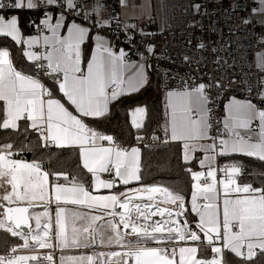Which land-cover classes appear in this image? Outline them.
Segmentation results:
<instances>
[{
	"label": "snow or ice",
	"instance_id": "obj_1",
	"mask_svg": "<svg viewBox=\"0 0 264 264\" xmlns=\"http://www.w3.org/2000/svg\"><path fill=\"white\" fill-rule=\"evenodd\" d=\"M254 4L243 23L258 24L264 30V0H254ZM121 6H127L126 0H121ZM194 7L199 11L198 4ZM36 9L43 11L38 23L32 21L36 34L25 35L20 14ZM78 17L89 23H78ZM113 23L120 27L119 15L106 14L99 0L89 12L82 11L76 0H0V37L22 47L23 56L31 62L27 68H18L10 48L0 47V129L19 132L22 121L25 131L38 135L41 147L78 150L82 168L91 176L90 184L73 174L70 186L51 185L57 202L56 246L87 247L89 236L93 244L97 238L103 243L105 233L93 226L100 221L110 233L107 241L126 248L122 254L107 253L109 258H119L116 264H224V250L234 254L238 264H255L258 255L264 257V172L259 174L261 183L257 187L238 183L236 176L242 166L233 163L217 168L213 164L217 155L228 153L264 162V77L259 78L255 94L242 99L227 95L223 77L214 83L181 77L178 87L169 85L165 91L164 123L159 126L163 136L153 130L152 143H143L147 137L140 133L148 110L136 106L128 110L130 127L137 133L136 144L123 146L113 135L90 125L106 118L114 105L123 103L125 95L149 84L156 46L146 42L135 52L117 49L105 31ZM123 27L126 33H133L127 36L131 45L136 25ZM139 34L145 41L152 35L143 28ZM257 35L262 49L256 54L257 67L264 68V31ZM89 44L90 49L86 47ZM219 59L217 56V63ZM184 60L191 63L187 56ZM248 88L253 91L251 85ZM221 103L223 114L217 117L216 134L212 135L213 106L218 109ZM171 142L182 144L185 163L195 162L193 154L199 150L204 153L200 167L208 166L206 173L187 169L193 181L189 210V201L180 191L141 180L142 147L167 146ZM14 149L11 142L0 144V229L24 243L12 247L7 256L0 255V264H26L36 256L16 255L19 249L52 246L49 204L43 205V212L29 214L34 201L45 199L49 173L42 171L41 161L13 158L17 154ZM103 173L108 174L107 179L102 178ZM53 175L68 180L66 172ZM201 177L203 182H199ZM132 182L139 186L131 187ZM117 185L124 191H118ZM158 199L166 206L161 207ZM25 201L26 207L14 206ZM61 201L89 210L72 213L75 219L88 220L89 226L83 229L88 236L81 239L83 233L74 227L69 238ZM156 216L159 218L153 220ZM182 216H190L192 224L187 218L182 222L177 219ZM42 217L48 222L42 223ZM33 219L35 230L29 223ZM173 241L186 246L177 247ZM161 242L172 246H149ZM45 258L53 261L51 254ZM66 261L93 264V255L62 256L61 264Z\"/></svg>",
	"mask_w": 264,
	"mask_h": 264
},
{
	"label": "built area",
	"instance_id": "obj_2",
	"mask_svg": "<svg viewBox=\"0 0 264 264\" xmlns=\"http://www.w3.org/2000/svg\"><path fill=\"white\" fill-rule=\"evenodd\" d=\"M76 2L82 11L89 12L97 0H76ZM99 2L105 5L106 14L115 12L119 15L120 27L117 28V24L113 23L105 30L115 46L133 52L141 50L146 42L156 46V53L150 62L151 69L157 73L158 86L162 92H165L169 85L178 87L181 77L189 80L202 78L205 83H214L218 77H223L227 94L247 97L255 94L259 78L264 77V69L257 67L255 61L256 52L262 50L257 34L264 30L258 24L243 23V20L249 16L251 8L255 6L254 0H161L159 15L152 22L146 19L125 21L120 15V0H99ZM197 4L200 6L199 11L194 7ZM48 11L58 12L59 9L49 8ZM25 15L31 22L38 23L43 16V11L41 9L26 11ZM77 22L89 23L79 17ZM124 24L136 25L135 39L131 45L127 36L133 33L131 31L126 33ZM141 28L152 34L147 37V41L139 34ZM33 29L36 32L35 24H33ZM200 44L204 47H197ZM185 56L191 63L184 60ZM217 56L220 58L219 63L216 62ZM132 59L135 60L138 57L132 56ZM165 72L170 75L166 76ZM249 85L253 89L252 92H249ZM221 95L223 96V93ZM213 107L211 134L215 135L217 117L222 115L220 106L218 109L215 105ZM143 143H152L151 137L145 139ZM223 166L220 155H217L215 167ZM102 176L104 179L108 178L107 173H103ZM219 177L220 174L217 173V179ZM157 203H160L161 207L166 206L159 199ZM158 218V216L153 217V220ZM177 219L182 222L184 217ZM124 231L130 230L122 229V232ZM130 238H135V236ZM174 244L184 245L179 241H175ZM124 251L126 248L122 246L120 253ZM32 252L38 253L39 256L34 260H28L26 264H55L53 255L57 252L56 249ZM32 252L28 251V253ZM22 253L24 252L19 249L15 254L21 255ZM9 254V250L0 251V255ZM49 254L53 256L52 262L45 258ZM114 262L117 261H109L108 264Z\"/></svg>",
	"mask_w": 264,
	"mask_h": 264
},
{
	"label": "trees",
	"instance_id": "obj_3",
	"mask_svg": "<svg viewBox=\"0 0 264 264\" xmlns=\"http://www.w3.org/2000/svg\"><path fill=\"white\" fill-rule=\"evenodd\" d=\"M20 15L23 32L29 33L33 29V24L25 12ZM1 46L10 48L14 63L18 68L29 66L23 56L22 47L14 45L10 40L3 37H0ZM86 47L88 48L89 45ZM122 99L123 103L114 105L106 118L93 121L90 126L97 131L113 135L118 143L130 147L136 143L135 136L137 133L130 127L128 110L136 106H146L148 110L146 125L140 135L150 138L153 130H156V135L163 136L159 126L164 123V93L159 89L158 76L153 69L150 70L148 85L138 92L124 96ZM220 113L222 115V103L220 104ZM20 129L19 132L0 129V144L13 143L15 145L14 152L17 153L14 157L28 161L33 159L41 161V167L47 169L52 181L71 184V178L73 174H76L78 179L82 178L86 184H90L91 176L81 167L77 150L43 148L36 133L31 130H24L23 122L20 123ZM181 152L182 148L179 142H171L167 146L142 147L140 175L143 183L159 184L173 191L178 190L189 201L192 179L187 169L190 168L194 171L197 166L194 162L185 163L182 160ZM236 159L242 166L238 176L239 181L260 186L261 177L259 174L264 172V162L245 155L237 156ZM59 171L68 174L67 181L64 177L57 178L53 175L54 172ZM131 186L138 187L139 185L135 182ZM186 210H188V203H186ZM20 243V238L12 237L8 232L0 229V251H8ZM224 264H238V258L229 252H224ZM255 264H264V257L258 255L255 258Z\"/></svg>",
	"mask_w": 264,
	"mask_h": 264
},
{
	"label": "crops",
	"instance_id": "obj_4",
	"mask_svg": "<svg viewBox=\"0 0 264 264\" xmlns=\"http://www.w3.org/2000/svg\"><path fill=\"white\" fill-rule=\"evenodd\" d=\"M160 1L161 0H126L127 6L126 7H122L121 6V0H120V15L125 21H131V20H136V19H146V20L152 22L159 15V12H160ZM9 14H12V13H9ZM78 23H80V22H78ZM21 27H22V25H21ZM22 31H23V29H22ZM30 34L31 35H35L36 34L34 29H32V31H30L29 33H26L25 35H30ZM1 47H5V46H1ZM90 47H91V45L89 44L88 48L90 49ZM115 47L117 49L121 48L119 46H115ZM22 51H23V48H22ZM41 51H42V48H41ZM257 52H259V51H257ZM257 52H256V54H257ZM256 54H255V61H256V64H257ZM25 60H26V63L30 65L31 62L27 61L26 58H25ZM163 93L165 95V92H163ZM130 94H132V93H130ZM130 94H127V95H130ZM127 95H125V96H127ZM228 96H235L236 98H240V99L244 98V97L231 95V94H228ZM222 114H223V103H222ZM102 143H106V142H102ZM52 147L56 148L55 146H52ZM181 148H182V144H181ZM193 155H194V157H196L194 164H196V166H197L196 170H194V171H204L206 173L207 172V168H208L207 164L203 168H201L200 165H199V159H203L204 153L198 150ZM240 155H244V154H241V153H228V154H224L223 156L220 155V158H221V161L224 163V166L225 165H231L233 163L239 165V161L236 159V157L240 156ZM181 157H182V152H181ZM13 158L20 159V158H16V157H13ZM252 158H254V157H252ZM255 159H257V158H255ZM182 160H183V158H182ZM25 161H28V160H25ZM28 162H31V161H28ZM79 162H80V160H79ZM80 165H81V163H80ZM213 166L215 167V161H214ZM81 167H82V165H81ZM42 171H47V169L42 168ZM238 176H239V173L236 176V179H237L238 183H245V182L239 181ZM102 178H103V176H102ZM203 181H204V177H201V180L199 182H203ZM54 183H62V182L52 181L51 180V176L49 174V176H48V185H47V194L45 195V199L43 201H39L38 200V201H34L33 202V203H44V204L48 203L49 204V209L48 210H49L50 219H51L50 235H52V239L50 240V244L52 246L48 247V248H44V249H41L38 246L24 248V249H21V251L24 252L21 255H27V256L35 255L37 257V256H39L38 253H35V252H32V251H38V250L48 251L49 249H56L57 252L53 255L54 259H55V264H61V257L62 256L67 258L69 256H74V257L84 256V257H86L88 255H93V262H96V264H97V261H101L102 264H108L109 261H113L116 257L109 258L107 256V253H109V252H119L120 253V248L123 245H118V244L115 243V241H112L111 243H109L107 241V235H109L110 233H109V231H108V229L106 227H101V222L100 221H97L95 223V225H93V226L98 228V229H100L101 231H103L105 233V237H104V242L103 243L101 242V240L99 238H97L95 243L93 244L92 243V238H91V236H89L88 237V246L87 247H76V246H72L71 244H69L68 247H64V248L56 246V241H55V236H54V228H55V208H56V203L57 202L55 201L54 195L52 194V191H51V185L54 184ZM134 183L135 182H132L131 184H134ZM192 183H193V181H192ZM156 185H159V184H156ZM69 186H70V184H69ZM131 187H133V186H131ZM9 190H10V186H9ZM117 190L122 192V191H124V188H123V186L117 185ZM101 191H106V190H101ZM190 199H191V196H190L189 202H188V210L191 207ZM20 203H27V202L25 201V202H20ZM60 204H61L62 207L65 208V214H64L65 215V230H66L69 238H71L72 230H73L74 227L76 229L80 230L81 233H83V229L89 226L88 220H86V219H75L72 216V213L76 212V211L88 212L89 210L85 209V208H81L80 206H77V205H73L70 202L65 203V202L61 201ZM43 211H44V207H41V208H37V209L31 210L30 214H32V213H41ZM94 214L99 215V213H94ZM185 218H187L189 220V222H192L190 216L189 217H184V219ZM41 219H42V223H47L48 222L43 217ZM32 221H33V229L35 230V221H34V219ZM90 231H91V229H90ZM84 236H88V233H83L82 236H81V239H83ZM130 239H133V238H130ZM20 240H21L20 244H23L24 241L22 239H20ZM174 242L175 241H173V243ZM29 244L31 245L32 243L29 242ZM149 246H159V247H162V248H169L170 249L172 245L169 244L168 242H161L159 244L150 243ZM183 246H186V245H183ZM177 247H180V246H177ZM28 251H31L32 253H28ZM224 252H229V251L228 250H224L223 251V253H222L223 262H224ZM100 253H104L105 255L104 256H100L99 255ZM208 253L210 254V249L208 250ZM229 253H231V252H229ZM232 255H234V254H232ZM65 264H68V262L66 261ZM85 264H87L86 261H85Z\"/></svg>",
	"mask_w": 264,
	"mask_h": 264
},
{
	"label": "water",
	"instance_id": "obj_5",
	"mask_svg": "<svg viewBox=\"0 0 264 264\" xmlns=\"http://www.w3.org/2000/svg\"><path fill=\"white\" fill-rule=\"evenodd\" d=\"M5 203H6V202H5ZM34 205H35V206H34L33 208H30V209H29V214H30L31 210L43 207L44 203H34ZM14 206H25V207H26V206H27V203H20L19 205H14ZM29 223H30L31 226L33 227V221L30 220ZM25 231H27L26 228H25ZM29 242L32 243L31 240H29Z\"/></svg>",
	"mask_w": 264,
	"mask_h": 264
},
{
	"label": "rangeland",
	"instance_id": "obj_6",
	"mask_svg": "<svg viewBox=\"0 0 264 264\" xmlns=\"http://www.w3.org/2000/svg\"><path fill=\"white\" fill-rule=\"evenodd\" d=\"M134 239H135V238H133V240H134ZM15 246H16V245H15ZM13 247H14V246H13ZM118 259H119V258H118V257H116L114 260H115V261H117Z\"/></svg>",
	"mask_w": 264,
	"mask_h": 264
},
{
	"label": "bare ground",
	"instance_id": "obj_7",
	"mask_svg": "<svg viewBox=\"0 0 264 264\" xmlns=\"http://www.w3.org/2000/svg\"><path fill=\"white\" fill-rule=\"evenodd\" d=\"M113 264H116V262H114Z\"/></svg>",
	"mask_w": 264,
	"mask_h": 264
}]
</instances>
